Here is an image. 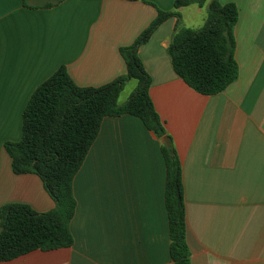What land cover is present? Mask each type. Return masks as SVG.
I'll return each instance as SVG.
<instances>
[{
    "label": "crops",
    "instance_id": "obj_1",
    "mask_svg": "<svg viewBox=\"0 0 264 264\" xmlns=\"http://www.w3.org/2000/svg\"><path fill=\"white\" fill-rule=\"evenodd\" d=\"M25 1L34 8L0 0V208L25 204L44 213L56 204L43 181L15 174L4 148L21 140L33 92L61 66L80 87L125 75L121 48L175 0H65L50 9ZM222 2L239 11L238 79L213 96L191 88L168 53L177 19L164 22L139 57L165 136L133 115L105 118L73 180V246L0 264H173L163 146L182 165L191 264H264V0ZM179 12L187 28L207 17L198 5Z\"/></svg>",
    "mask_w": 264,
    "mask_h": 264
},
{
    "label": "trees",
    "instance_id": "obj_2",
    "mask_svg": "<svg viewBox=\"0 0 264 264\" xmlns=\"http://www.w3.org/2000/svg\"><path fill=\"white\" fill-rule=\"evenodd\" d=\"M37 8L50 9L65 0H38ZM24 5L29 8L28 2ZM198 5L207 9L200 29L184 27L179 9ZM177 24L168 48L175 73L197 92L213 96L224 92L239 76L235 60L234 28L239 11L222 0H175L173 10L158 9L151 25L120 53L127 73L101 87H80L61 66L39 85L26 104L22 116V138L7 141L6 152L17 175L35 174L56 206L39 213L25 204H6L0 208V262L10 261L35 250L50 251L73 246L70 224L77 202L73 180L107 117L133 115L145 127L165 136L163 123L150 96L152 79L139 57V49L168 19ZM137 86L124 103L119 96L128 81ZM166 165L165 201L169 217L170 255L173 264H191L182 165L177 154L162 147Z\"/></svg>",
    "mask_w": 264,
    "mask_h": 264
},
{
    "label": "rangeland",
    "instance_id": "obj_3",
    "mask_svg": "<svg viewBox=\"0 0 264 264\" xmlns=\"http://www.w3.org/2000/svg\"><path fill=\"white\" fill-rule=\"evenodd\" d=\"M206 19L207 17H205L204 22L201 24L200 20H198V18H195V20H198V21L194 23L193 25L194 27H190V28L195 29V30L202 28L206 23ZM136 86H137V82L135 80H132L131 84H129L126 88H124V90L120 94L119 103H124L126 100H128L132 92L135 90Z\"/></svg>",
    "mask_w": 264,
    "mask_h": 264
}]
</instances>
